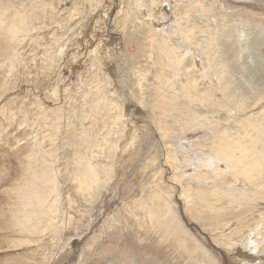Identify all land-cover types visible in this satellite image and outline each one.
I'll return each mask as SVG.
<instances>
[{
    "label": "rangeland",
    "instance_id": "rangeland-1",
    "mask_svg": "<svg viewBox=\"0 0 264 264\" xmlns=\"http://www.w3.org/2000/svg\"><path fill=\"white\" fill-rule=\"evenodd\" d=\"M148 1L150 2V0L147 2L141 0L139 3L136 0H32L30 5L26 0H9L8 6H12L16 13H25L28 18L33 17L32 30L27 34L32 35L30 39L35 42L30 40L26 42L28 38H25L23 43L13 44L7 41L9 34L0 36V61H3L4 57L8 60L9 54L15 50L20 61L16 63V59L14 62L21 67L18 68V77H8L7 81L11 78L10 83H7L9 85L5 86L4 92L0 89V93L3 92L0 96V226L5 221L7 223L8 215L14 208V203L16 204L15 196L5 195V192L12 187L14 176L26 175L31 171L35 173L30 161L34 153L37 155L38 152L41 153L39 157L36 156L37 167L39 163L41 164L40 158L45 159L50 155L53 160L63 158L66 172H63L60 183L62 186L59 191L60 209L56 213L59 216L50 217L51 226L45 232L41 230L42 235L39 237L27 235L31 240L30 245L12 247L18 242L14 223L8 222L5 229L0 227V264H203L200 262L202 258L199 254H195L196 257L189 254L192 248L185 250L176 243L171 230L163 226L156 230V225L152 226L149 213L145 211L147 207L153 208L154 202L148 198L158 191H161L159 192L161 195L164 192L162 196L166 198L168 192H170L168 196L172 192L175 194L172 193L169 198H174L171 201L175 200V210L183 216L181 217L187 226L186 229L197 238V243L201 242L209 253L215 254L220 263L264 264L262 257L264 253L257 254L264 248L262 242L264 200H257L256 197L247 200L249 196L244 203L229 204L226 198L221 197L219 201L214 202L215 206L208 208L197 203H195L197 205L185 203L186 200L179 194L178 186L172 182L174 174L169 164L165 163L166 151H170L169 157L178 153L176 160L180 162L178 165L184 168L181 169L184 172L179 170L174 176L180 178L182 173L189 176L193 171L188 166V161L184 162L186 157L183 155L192 149V144L196 140L200 143L216 144L218 137H209L205 131L216 125L223 126L226 121L233 124L236 119L240 120L243 117L235 113L227 114L225 110L217 112V115L212 106L203 109L202 104L199 106L197 103L189 104L190 102L186 103L180 98H177L179 101L176 102V107L180 105L179 110L172 107L169 114L164 117H159V112L150 108L149 105L154 104L153 94L160 83V70H157L156 64L159 54L152 40L157 41V36L163 31L164 34L168 33L170 27L167 26L172 24L175 11H179L178 8L183 6V1L158 0L163 4L160 2L153 7V11L157 12H154L152 17L147 11L150 9ZM204 2L213 6L218 0ZM227 3L231 7H240V9L236 7V10H240L238 13H230L229 19L248 23L247 26L252 27L255 36L264 37V7H252V4L248 3L236 4L230 0H227ZM222 6L223 4L219 7ZM29 9L35 13L42 10L44 17L46 15L50 19V23L37 22L40 18L37 15L33 16ZM163 14L165 18L167 17L166 20H162ZM52 33L61 38L64 36L59 49L64 45L65 47L61 51H53L54 63L51 68H45L42 56L45 54L44 51L51 53V47L54 45L50 36ZM171 38L170 44L182 47V40L180 42L178 38L174 39L172 36ZM167 43L169 45V42ZM177 51L185 53L183 50ZM194 55L188 54L184 61L190 64L194 58V63L201 66V55L196 53ZM3 74L5 69L0 70V76ZM96 74L102 79L103 85L108 82V85L104 86L109 94L115 91L119 94L111 99L114 98L113 100H117L123 107V113L116 111L119 120L104 143L102 139L110 130L107 133L101 132L103 129L99 126L101 120L93 121L98 129L93 128L92 122H83L81 126L78 122L79 112L84 111L83 102L88 103L89 91L96 88L98 78H92ZM171 74L172 71L166 69L162 76L172 80ZM91 82L92 88L88 86ZM170 85L169 81L168 86ZM207 85L209 86V83ZM53 89L58 90V104L63 106L64 111H61L63 115L54 111L57 102L51 97L50 92ZM162 90L167 95L166 90L164 88ZM79 96L82 98L79 99ZM65 102L75 103L76 116H73L74 114L71 116L69 112L73 111L68 110L69 105ZM36 103L40 104L43 113L36 107ZM262 105L261 109H264V103ZM23 111L27 113L23 114ZM187 111H193L191 114L195 120L192 125L194 128L189 127L191 115L189 116ZM27 114L28 117L24 118ZM225 114L228 116L224 117ZM62 119L65 129L68 128L66 131L58 128ZM220 119L223 121L219 122ZM165 124L171 128V132L173 131L166 142L161 138L158 129ZM64 133L66 135L63 137ZM89 137L97 141L91 139L82 146L81 141ZM240 137L246 138L244 129ZM48 140L52 146H46L49 144ZM42 141L46 143L45 147L40 144ZM67 142L73 152L70 154L55 152L58 146L64 147ZM163 147L172 148L165 150ZM83 149H100L103 154H95L93 157L89 153L90 150H87L88 154L84 156ZM145 156L155 157V166L152 165L149 170L144 161ZM82 162L91 168L97 178L98 187L91 189L93 207L91 205L84 207L83 203L78 205L76 202H82L76 190L80 193L87 187L84 182L73 181V175L78 168L84 173ZM158 171L159 174L156 175ZM239 189L243 190L242 185ZM89 193L90 191L87 194ZM138 200L140 202L137 205ZM196 207L203 213L196 216L193 212V208ZM214 207L219 211H214ZM67 231L74 233L70 240L67 235L64 237ZM105 238H108L107 242L96 253V248L104 243ZM258 241L260 245L257 249L255 244Z\"/></svg>",
    "mask_w": 264,
    "mask_h": 264
},
{
    "label": "bare ground",
    "instance_id": "bare-ground-1",
    "mask_svg": "<svg viewBox=\"0 0 264 264\" xmlns=\"http://www.w3.org/2000/svg\"><path fill=\"white\" fill-rule=\"evenodd\" d=\"M26 1H28L27 4H32V0H30V2L29 0ZM136 1L139 3L141 0ZM182 1L183 6H180L181 8H178V5L177 8L179 11H175V16L172 24L170 26H167L170 27L168 33L165 32L164 34L163 31L157 36V41L154 39L152 40L155 50H157V53L159 54L156 60L158 69H156L160 70V83H158L159 88L153 94L154 100L152 102L154 104H150V108H152V110H157L160 114H158L159 117H164L166 116V114H169L170 108H178V106H180L177 105L176 107V102L179 101L177 98H180L185 100L184 102H190L189 104L197 103L198 106L199 104H202V106H204V108L202 107L203 109H205V107L207 109V107L210 108L212 106L215 108L216 112L214 110L213 111L216 114L217 112H222L223 110H225L227 114L235 113L236 115H240L243 118H241L240 120L236 119L233 124L226 121L223 126L219 127L216 125L213 128L209 127V130L207 129L208 131H205V133L207 132L206 134L209 137H218V141L216 144L213 145L211 143H200L197 140L194 144H192V149H190L188 153L183 155L186 157L184 158V162L188 161V166L193 171L189 176H185V173L181 174L180 178L182 179L176 178L177 176H174L175 173H178L179 170L181 172H184L182 171L184 170V168L182 167V165H178L180 164V162L176 160V157H178L176 156V154L178 153H175L173 157H169L170 155L168 154H170V151H166L165 163L169 164V168L172 170V174H174L172 176V182H175V186H178L180 190L179 194H181V196L186 200L185 203H197L203 207L208 206V208H211L212 205L215 206L214 202L219 201L221 197L226 198L229 204H234L237 202L244 203L246 202L244 200L249 196L250 198H248L247 200L255 197L257 198V200H264V109H261L263 106L262 104L264 103V37H261L263 35L255 36L251 30L252 27L247 26L248 23H242L241 20H239L241 22L239 23L236 19H229L230 13L222 14L224 12V5L222 6V8L219 7L218 10L216 5L212 6L206 4L204 2L206 0ZM230 1L236 4L248 3L252 5L264 2V0ZM145 2H147V0H145ZM160 2L161 1L158 0H150V9L147 10L150 17H152L157 12L153 10ZM8 4L9 0H0V36L9 34L7 37V41L13 44H18L25 38H28L26 42H28V40H30L31 42H35L30 39L32 35L30 36L29 34H27L32 30V22L34 21L33 17L28 18L25 13H16L13 10V7L8 6ZM161 4L163 3L161 2ZM228 7L229 9H234L237 13L240 11L239 6H236L239 8L238 10H236V7ZM29 10L31 11L33 16L37 15L40 18L37 22H49L50 19L46 15L44 17L42 10H39L40 14H38L39 11L35 13L32 9ZM161 18L162 20H166L167 17L165 18L163 14L161 15ZM54 35H56V33H52V35L50 36L53 40L52 44H54L52 45V47H54L55 50H52L54 48L51 47V53L44 51L45 54L42 56L43 60H45V64L43 66L45 68H51V65H53L54 63L55 55L53 51H61L65 47L64 45L63 48L59 49V46L62 43L61 39H63L64 36L63 38H61ZM171 36L174 39L178 38L180 42L182 40V47L179 48V46L170 44V39H172ZM167 42H169V45ZM177 50H183V52L185 53L182 54ZM190 53L192 54V56H195V53L196 55H201V66L198 63L197 64L199 66L194 63V58L191 60L190 64L184 61V57ZM17 56L18 54L15 52V50H13L9 54L8 60L7 57H4L3 61H0V70L5 69V74L0 76V89L3 90V92L5 86L9 85L7 83H10L9 81L11 78L9 79V81H7L8 77H16L19 74V69H21V67H18L14 62L17 59ZM18 61H20V58L16 60V63ZM198 68H201L202 70ZM166 69L172 71L170 77L172 80L167 78L165 79V76H162V73L165 72ZM22 70H24V68H22ZM167 73L170 74L171 72ZM92 78L97 79V74ZM102 78H104V76ZM206 80L207 82H205ZM169 81L171 84L170 86H168ZM107 83H105L104 85H108ZM208 83L209 86L207 85ZM104 85L102 79L98 78L95 85V90L89 91V104L85 100L86 102H83V108L81 107L84 111L82 113L79 112L78 115V122L80 126L83 122H92L93 128L98 129L96 123H94L93 121L99 119L101 120L99 126L103 128L101 132L107 133V131L110 130L109 133L106 134L102 139L103 143L106 142V140L109 138L113 126L119 120L116 111H119L120 114L123 113V107H121L122 105H119L117 100H113L114 98L111 99L113 96H119V94L116 91L109 94L110 92L106 91V86ZM88 86L92 88V82L89 83ZM162 88L166 90L167 95L169 93L170 95L167 96ZM2 93H0V96ZM50 93L51 97L53 98L52 100L54 102H57V104L55 105L56 109H54V111H57L63 115V113L61 112L64 111L63 106L61 107L58 104V90L53 89ZM131 93L133 95V91ZM83 95H85L84 92ZM72 97L73 96H71V99ZM81 98L82 97L79 96V99ZM218 98H221V100H219ZM35 105L39 109V111L43 113V109L40 104L36 103ZM67 105H69V107H67L68 110L73 111L69 112L71 113V116L72 114H74L73 116H76L75 103H67ZM190 106L191 105H189V107ZM254 110L257 111L253 113ZM191 112H186L189 116L191 115V118L189 120L191 126L188 125L189 127H192L193 123L195 122V120H193ZM25 113L27 112L23 111V114ZM210 113L211 112H209V115ZM227 114L223 116L226 117L228 116ZM12 116L14 115L12 114ZM27 117L28 114L24 118ZM54 119L58 123L56 117ZM64 119H62L61 124L60 126H58V128L60 127L64 129V131H66L68 128L66 127L67 129H65V124L63 122ZM220 121L223 120L220 119L219 122ZM248 121L249 123H247ZM204 126L205 125L203 124V127ZM158 129L160 131L159 133H161V138H164L165 142L166 140H168V136L173 133V131L171 132V128L166 124L165 126L159 127ZM199 129L202 128L199 127ZM243 129L246 132V138L240 137ZM85 133L86 131H84V134ZM64 135L66 134L64 133L63 137ZM174 136H176V134ZM91 139H93V141H97L93 137H89L85 140H82L81 145L84 146V144ZM48 143L49 144L47 145L46 143H44V141L40 142L43 147H45V144L46 146H52L49 140ZM59 145H61V143H59ZM172 147L167 148L171 149ZM167 148L164 149L167 150ZM70 149L71 148L68 146L67 142L64 147L58 146L55 152H59L61 154H70L74 151ZM87 150H90L89 153L93 155V157H95V154H103L100 149ZM87 150H82L84 156L88 154ZM140 150L143 149L140 148ZM175 152L178 151L175 150ZM38 155L40 156L41 153L38 152ZM38 155L37 153H34L30 159L35 173H32L31 171L30 173L27 172L26 174V176L32 178V180L35 182L36 186L39 189L38 194L29 192L22 195H13L15 196L16 204L14 203L15 206L13 209H11L10 214L8 211L9 215L7 223L13 222L14 227L17 230L15 232L16 234H18V242L12 247L30 245L31 240L27 237V235L39 237L40 235H42L41 230L45 232L50 228V217L52 216L54 218V216H59V214L56 215V213L60 209V207L58 206L60 198L59 191L61 190L60 188H62L60 183L62 182L61 179L63 177V174L66 172V166L62 161L63 158L53 160L52 157L48 155L45 159L40 158L41 164L39 163L40 165L38 164L37 167L35 161L36 156ZM148 157L149 156H145L144 161L146 162L149 170V168H152V165L155 166L156 161H154V156L149 158ZM75 159L77 162V157ZM81 167H83L85 174L82 172L81 168H78L76 174L73 175V181L74 183L84 182L85 184H87V187H84L80 193H78V191L76 190V194L82 200V202L76 201L77 204L80 205V203H83L82 206L85 207L91 205L93 201L91 199V189H96L98 185L96 184V175L92 172L91 168L84 162L81 163ZM158 174L159 171L156 175ZM81 176L85 178H81ZM241 185L243 187V190L239 189ZM88 191H90L89 194H87ZM159 192L161 191L155 193L156 196L154 194L153 196L148 198L149 201L153 200L154 206L152 209L147 207V210L145 211L149 213V219H151L152 226L156 225V230H159L162 226L171 230L172 237L176 240V243H178V245H180L185 250H189L192 248V252H190L189 254L194 257H196L195 254H199V257L202 258L200 260L201 263L222 264L217 260L215 254L214 256L203 247L201 242L197 243V238L194 237L188 229H186L187 226L184 225V222L182 221L183 216L180 215L177 210H175V200L171 201V199L174 198H169V196H171L173 192L169 196L168 193L170 192H168L167 198L166 196H162L164 194L163 190L162 195ZM5 195H9L8 189L6 190ZM139 202V200L136 202L137 205ZM213 209L214 211L218 210V208L216 207H214ZM142 211L144 214L143 208ZM83 212H85V208H83ZM193 212H195L196 216L203 213L201 210L199 211L197 207L195 209L193 208ZM7 223L6 221L5 223L3 222L0 227L5 229ZM105 224H107V222ZM59 228L62 229L61 226H59ZM66 235L70 240L74 236V233L67 231L64 237ZM261 241L262 240H260V242ZM260 242L258 241V243L255 244L256 248L260 245ZM261 253H264V248L262 251L257 252V254ZM262 257H264V254L262 255Z\"/></svg>",
    "mask_w": 264,
    "mask_h": 264
},
{
    "label": "clouds",
    "instance_id": "clouds-1",
    "mask_svg": "<svg viewBox=\"0 0 264 264\" xmlns=\"http://www.w3.org/2000/svg\"><path fill=\"white\" fill-rule=\"evenodd\" d=\"M29 192H33L36 194H38L39 192V189L32 178L23 174L18 177L14 176L12 187L8 188L9 195H22Z\"/></svg>",
    "mask_w": 264,
    "mask_h": 264
},
{
    "label": "snow or ice",
    "instance_id": "snow-or-ice-1",
    "mask_svg": "<svg viewBox=\"0 0 264 264\" xmlns=\"http://www.w3.org/2000/svg\"><path fill=\"white\" fill-rule=\"evenodd\" d=\"M220 4H223L224 5V12L222 14H228V13L235 12L234 9H229L227 0H218V2L216 3V7H217L218 10H219ZM252 7H264V2L259 3V4H253ZM97 238L99 239L100 237L98 236ZM107 240H108V238H105L104 239V243L100 247H97L96 248V253L99 252L103 248V246L107 242Z\"/></svg>",
    "mask_w": 264,
    "mask_h": 264
}]
</instances>
